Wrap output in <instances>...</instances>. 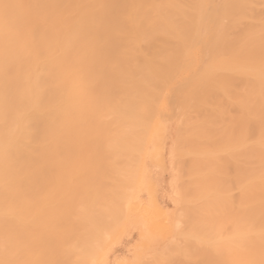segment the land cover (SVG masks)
Listing matches in <instances>:
<instances>
[{"label": "bare ground", "instance_id": "bare-ground-1", "mask_svg": "<svg viewBox=\"0 0 264 264\" xmlns=\"http://www.w3.org/2000/svg\"><path fill=\"white\" fill-rule=\"evenodd\" d=\"M181 51L237 65L236 264H264V0H0V264H53L39 239L50 218L63 225L66 156L97 150V137L126 151L132 102L153 106L144 80L130 92L127 78L158 68L106 60Z\"/></svg>", "mask_w": 264, "mask_h": 264}, {"label": "rangeland", "instance_id": "rangeland-1", "mask_svg": "<svg viewBox=\"0 0 264 264\" xmlns=\"http://www.w3.org/2000/svg\"><path fill=\"white\" fill-rule=\"evenodd\" d=\"M114 61L158 68L127 78L130 92L144 80L154 104L137 112L132 102L126 151L101 150L97 137L96 151L66 156L63 213L55 215L66 231L50 218L53 234L39 239L61 253L48 251L51 263L236 264L241 118L232 55L133 54L105 63Z\"/></svg>", "mask_w": 264, "mask_h": 264}]
</instances>
